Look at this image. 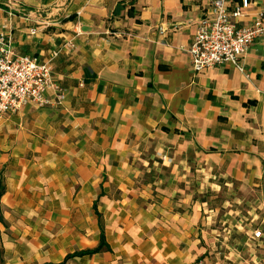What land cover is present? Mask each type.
<instances>
[{
	"label": "crops",
	"instance_id": "obj_1",
	"mask_svg": "<svg viewBox=\"0 0 264 264\" xmlns=\"http://www.w3.org/2000/svg\"><path fill=\"white\" fill-rule=\"evenodd\" d=\"M250 2V14L264 11ZM208 7L0 0L14 53L61 47L47 103L0 116V264H264L246 235L264 229V37L244 73L226 64L194 76L186 47ZM202 185L246 211L222 257L201 222ZM100 230L110 250L66 258L95 248Z\"/></svg>",
	"mask_w": 264,
	"mask_h": 264
},
{
	"label": "built area",
	"instance_id": "obj_2",
	"mask_svg": "<svg viewBox=\"0 0 264 264\" xmlns=\"http://www.w3.org/2000/svg\"><path fill=\"white\" fill-rule=\"evenodd\" d=\"M208 2L209 7L198 20L194 37L186 47L191 73L196 76L204 69L226 64L244 73V56L256 38L264 37V11L250 14V0ZM80 35L77 26L74 36ZM60 52L61 47L44 59L16 54L11 36L0 31V116L18 112L27 102L47 103L43 95L54 86L52 69ZM57 98H61L58 92ZM246 235L256 247L264 246V229L255 228Z\"/></svg>",
	"mask_w": 264,
	"mask_h": 264
},
{
	"label": "rangeland",
	"instance_id": "obj_3",
	"mask_svg": "<svg viewBox=\"0 0 264 264\" xmlns=\"http://www.w3.org/2000/svg\"><path fill=\"white\" fill-rule=\"evenodd\" d=\"M207 188V185L206 187L205 185H202L201 188L202 193L200 195V199L206 201V205L202 208L204 212L202 211L201 218L203 219H201V222L207 223V227L218 231L216 232L217 237L213 238L211 243H214V249H216L217 252L222 253L219 255L222 257L224 253L228 252L226 245H228L230 237H227L226 229L230 224H233L234 222L238 223V220H242L241 216L246 214V211L233 201V198L231 197L232 194L227 193L222 188L218 190L216 187H213V190H207ZM205 190L207 191L204 192ZM243 223L244 222L239 223L238 226L243 225ZM240 234V231L235 233L237 241H241L242 237ZM232 237L233 235L231 238ZM214 239L217 241H214ZM210 248L211 246L208 250Z\"/></svg>",
	"mask_w": 264,
	"mask_h": 264
},
{
	"label": "trees",
	"instance_id": "obj_4",
	"mask_svg": "<svg viewBox=\"0 0 264 264\" xmlns=\"http://www.w3.org/2000/svg\"><path fill=\"white\" fill-rule=\"evenodd\" d=\"M0 177H1V175H0ZM3 191H4V186H3L2 182H1V179H0V196L2 195ZM93 207H94L95 212H96L95 204H93ZM96 214H97V217H100L97 212H96ZM0 222H1V220H0ZM107 250H110V248L105 242V237H104L103 231L100 230L99 243H98V245L95 248L74 252L73 254L68 255L66 258L68 259V258H72V257H80V256H85V255H92V254L99 253L101 251H107ZM0 255H1V249H0Z\"/></svg>",
	"mask_w": 264,
	"mask_h": 264
}]
</instances>
